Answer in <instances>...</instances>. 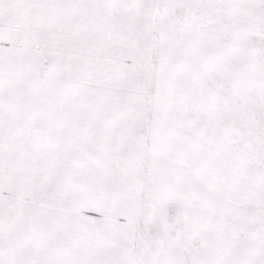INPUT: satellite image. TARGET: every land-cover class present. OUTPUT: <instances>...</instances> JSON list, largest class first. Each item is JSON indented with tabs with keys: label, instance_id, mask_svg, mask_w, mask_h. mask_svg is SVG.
<instances>
[{
	"label": "snow or ice",
	"instance_id": "snow-or-ice-1",
	"mask_svg": "<svg viewBox=\"0 0 264 264\" xmlns=\"http://www.w3.org/2000/svg\"><path fill=\"white\" fill-rule=\"evenodd\" d=\"M0 264H264V0H0Z\"/></svg>",
	"mask_w": 264,
	"mask_h": 264
}]
</instances>
